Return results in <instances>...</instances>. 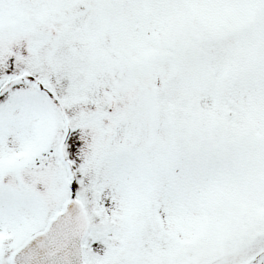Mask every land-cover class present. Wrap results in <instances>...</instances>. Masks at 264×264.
<instances>
[{
    "label": "snow or ice",
    "instance_id": "snow-or-ice-1",
    "mask_svg": "<svg viewBox=\"0 0 264 264\" xmlns=\"http://www.w3.org/2000/svg\"><path fill=\"white\" fill-rule=\"evenodd\" d=\"M0 264H264V0H0Z\"/></svg>",
    "mask_w": 264,
    "mask_h": 264
}]
</instances>
